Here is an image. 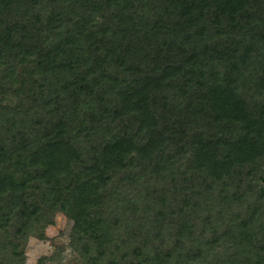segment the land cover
Here are the masks:
<instances>
[{
    "label": "trees",
    "instance_id": "16d2710c",
    "mask_svg": "<svg viewBox=\"0 0 264 264\" xmlns=\"http://www.w3.org/2000/svg\"><path fill=\"white\" fill-rule=\"evenodd\" d=\"M59 44L66 65H43L72 74L67 101L55 91L52 111L44 99L34 117L32 99L3 123L19 126L0 150V224L22 239L43 221L23 195L40 181L98 264H212L219 245L228 264H264V0H0V94L18 55ZM201 200L225 214L221 237V220L183 223ZM122 211L149 222L158 253L130 226L114 232ZM4 246L0 264L23 263Z\"/></svg>",
    "mask_w": 264,
    "mask_h": 264
},
{
    "label": "rangeland",
    "instance_id": "374dc122",
    "mask_svg": "<svg viewBox=\"0 0 264 264\" xmlns=\"http://www.w3.org/2000/svg\"><path fill=\"white\" fill-rule=\"evenodd\" d=\"M43 4L44 1H42L41 4L38 2L37 6H41ZM144 5L145 7L141 8L140 4V8L138 9H140L139 15L145 18L151 13L152 5L149 4V1H146ZM243 24L244 26L247 25L246 28L249 30L254 27L253 22H244ZM240 33L241 32L233 33L234 36H232L231 41L236 36L239 38ZM56 38V35H54V40ZM60 40L61 38H58L55 40V42H59ZM68 47H70L69 39L66 41L65 48ZM233 47L234 42L231 43L230 48L232 49ZM31 52L32 54L26 53L23 55H18L16 59L11 62L13 69L6 80V91L0 94V108H2V113L0 115V150H7L8 148L6 147L8 145L11 147V143L13 141L11 137L19 126L16 124V126H11V128L10 125L13 124V122H11L10 125L7 126L8 129H5L4 124L9 123L7 120L11 113L16 111L17 115H19L21 111L25 110L31 100L34 99L35 108L33 109L32 114L35 115L34 117H40L47 108L44 107L45 102L43 104L42 102L44 99L49 100V98L51 99V102L49 103L48 109L50 110L52 108L50 110L52 111L54 106H52L51 103L55 97V91L58 92L55 97L58 98L56 101L61 103V100H64L66 97V86L69 84V82L73 81V77L71 76L72 74L65 69L62 70L63 73L58 70L45 72V70L49 71L52 69L50 66L52 64L47 66L43 65V63L47 64L46 61L52 63L55 60L54 64L56 63L55 65L58 66V58L61 59V64L65 62L67 63V61H69V59L72 57V54H64L65 52L61 47V44L51 47L44 53H40L39 49H37V51L33 50ZM61 54H64L63 58ZM66 63L61 65H66ZM248 89L251 92H254L256 89L257 91L259 90L261 92L258 87H251ZM255 94L258 95V93ZM67 99L68 97L65 98L66 101ZM70 103H72L71 99ZM82 108L83 110L80 111L81 113L85 111L87 107L83 106ZM214 132H216L215 129ZM27 160L29 161V164H32V166L34 165L32 160ZM34 161L37 162L36 159H34ZM24 175H26V172ZM50 194H52V192H50L48 188H46L40 181H29V183H27L23 195L28 198V204L29 202L37 204L42 209L43 221L34 226L32 231H30L22 239L15 238L11 235L9 225L12 226L14 223H4V226L3 224H0V240L4 239V241L7 243V247L5 248L4 246L2 252H5L8 255H12L14 252H20L21 257L18 259L23 260V263L21 264H39V261L41 260L42 264H98V253L96 250H94V244H91V248L90 246L89 248L85 246L86 250L81 247L82 242H77V238L73 236V227L75 225L74 219L61 210L60 204L53 206L54 202L47 196ZM3 198L4 197L0 196V201H2ZM140 204L145 206L148 204V202H144L142 197ZM172 205L176 209L180 208V204ZM218 211H220V209H217L212 203H209L208 200H201V202L198 203V206L194 208V212L188 213L189 215L187 214L185 216L183 223L192 225L194 228L198 227L194 230V234H198L200 225L204 226L208 220L211 227L215 229L217 220H221L223 221V226H220V228L216 229L217 236L221 237L223 234V227H226L227 222L225 220V214H219L217 213ZM6 214L7 213H5V215ZM128 216V213L123 214V211L121 212L120 217L116 220L114 226L112 227L115 228L114 232L117 231L119 234L121 229H126L128 226H130L132 229L141 232L140 237L143 239L140 244L141 248H143L146 252H148V249H150L151 251H157L158 253L161 248H163L164 243H161L159 239L153 240V238L150 237L151 229L148 225L149 222L145 220L142 222L132 221V223L127 224L126 222L128 221ZM6 218L8 221H10V215L8 216L7 214ZM142 231L145 232L142 233ZM156 233H158L160 236H165L162 232V228L160 232L156 230ZM207 233L213 235L212 232ZM177 239L182 240V237L178 235ZM116 244L119 247L120 244L117 242ZM14 245H17V247ZM128 245L129 246L125 248L130 249L132 247V242H130ZM123 248L124 245L120 246L119 248L116 247L115 249L124 250ZM170 249L171 248L166 249L167 252H170ZM229 250L230 249L228 248V245H219L214 253L212 264H228V257L226 258L223 254L225 251ZM120 252L121 251L118 253ZM210 252L211 250H209V248L205 250L207 257L211 255ZM114 255H117V253L115 252Z\"/></svg>",
    "mask_w": 264,
    "mask_h": 264
}]
</instances>
